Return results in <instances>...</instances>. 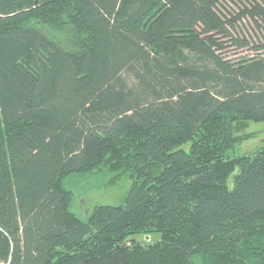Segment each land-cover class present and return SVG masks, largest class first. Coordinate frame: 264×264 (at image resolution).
Wrapping results in <instances>:
<instances>
[{
	"label": "trees",
	"instance_id": "trees-1",
	"mask_svg": "<svg viewBox=\"0 0 264 264\" xmlns=\"http://www.w3.org/2000/svg\"><path fill=\"white\" fill-rule=\"evenodd\" d=\"M249 122L264 0H0V264H264ZM101 166L128 194L81 218Z\"/></svg>",
	"mask_w": 264,
	"mask_h": 264
},
{
	"label": "rangeland",
	"instance_id": "rangeland-1",
	"mask_svg": "<svg viewBox=\"0 0 264 264\" xmlns=\"http://www.w3.org/2000/svg\"><path fill=\"white\" fill-rule=\"evenodd\" d=\"M52 35L56 41L66 38L61 33L52 32ZM238 55L243 56L246 53L239 51ZM240 136L243 139L235 150L230 152L231 156L250 155L264 147V122H249L246 128L240 132ZM130 186L131 181L126 176L109 171L102 166L86 174L72 175L63 183L64 189L71 194L70 211L81 218H87L96 206L121 205Z\"/></svg>",
	"mask_w": 264,
	"mask_h": 264
}]
</instances>
